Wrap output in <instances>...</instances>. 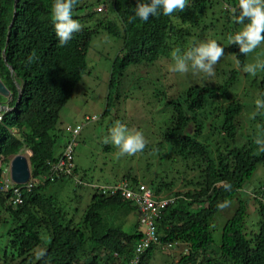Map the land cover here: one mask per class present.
<instances>
[{
    "label": "trees",
    "instance_id": "16d2710c",
    "mask_svg": "<svg viewBox=\"0 0 264 264\" xmlns=\"http://www.w3.org/2000/svg\"><path fill=\"white\" fill-rule=\"evenodd\" d=\"M53 2L18 0L15 7V0H0V78L14 96L12 105L20 95L17 84H25L17 109L6 113L0 124V148L7 144L16 152L22 146L20 139L9 141L7 136L10 128L18 129L34 154L35 175L46 174L25 194L21 208L5 206L0 197V225L10 226L0 233V244L14 249L4 264L25 254L26 263H31L37 246L45 251L34 264H131L135 259L137 264H155L158 257L159 264H264L262 199H256L261 218L256 229L247 227L250 206L242 201L220 240L215 239L212 226L220 211L218 203L235 199L264 166V152L255 143L258 135L264 136V109L257 110L255 105L256 99H264V71L254 76L243 71V65L254 63L257 55L264 59V44L247 56L231 44L229 36L243 29L234 21L239 15L238 0H188L184 11L165 16L161 10L147 22L139 18L130 22L138 0H79L73 18L80 21L82 30L64 46H58ZM100 33L106 34L117 52L107 103L100 115L81 116L86 125L74 137L68 130L72 123L63 131L60 128L61 112L74 97L84 99L92 93L91 86L85 85L87 79L100 81L87 70L93 38ZM207 39L221 43L225 55L215 66L214 76L189 72L191 84L186 85L170 71L171 54ZM33 53L35 58L30 61ZM106 55L102 58H111L112 53ZM237 60L239 67L232 64ZM5 100L0 95V103ZM131 102L143 108L150 105V119L131 116L134 111L130 109V114L121 112L119 107L123 104L127 109ZM93 115L98 118L92 119ZM115 121L143 132L147 146L139 153L156 155V178L165 191L176 189L185 197L158 221L159 244L141 254L136 244L145 236L138 218L131 229L126 227L136 213L130 202L120 195L94 194L86 208L80 207L84 202V195L78 194L81 183L98 184L94 175L98 169L104 171L109 165L119 169L115 159L119 150L104 143ZM72 144L74 174L79 180L70 181L75 190L70 203L64 205L52 192L48 194L50 186L58 185L65 175L54 174L51 166L59 161L57 151L63 154ZM85 147L87 156L79 159ZM89 162L93 168H84ZM153 166L148 163L144 174H151ZM135 168H125L120 175L111 169L118 177L111 184L128 180L134 188L146 177ZM225 183L232 185L231 191L225 190ZM174 242L181 245L169 249L167 245ZM180 247H187L188 253L178 254Z\"/></svg>",
    "mask_w": 264,
    "mask_h": 264
},
{
    "label": "clouds",
    "instance_id": "9594fccd",
    "mask_svg": "<svg viewBox=\"0 0 264 264\" xmlns=\"http://www.w3.org/2000/svg\"><path fill=\"white\" fill-rule=\"evenodd\" d=\"M78 2L79 0H54L51 6L53 25L55 28V34L58 38V46L66 45L73 38L74 33L82 30L80 21L73 18V9L78 4ZM238 3L239 15L234 17V21L237 24L243 25V29L237 32L234 36H229V40L231 41V44L238 46L240 55L247 56L264 44V0H238ZM187 6L188 0H138L137 6L135 8V15L130 17V22L136 20L137 18H139L141 21L147 22L150 17L159 15L161 10L163 15L171 16L176 11H184ZM97 12H102V9L100 8L99 10V8H97ZM245 21H247V23H245ZM8 34H10V32ZM171 55L173 60V64L170 67L171 72L179 74H187L191 72L193 75H199L202 73L211 77L215 75V66L225 55V49L216 39H207L198 44H194V46L183 52H181V49L177 48L172 52ZM3 56L5 58V55ZM34 58L35 53L29 57V60L31 61ZM232 64L239 67L238 60L237 62H232ZM8 66L11 68L12 72H14L12 67L10 65ZM87 70L90 72L89 64ZM243 71L253 76L256 75L258 71H264V59H261L259 56H257L254 63H247L243 65ZM90 74L92 73L90 72ZM3 84L9 94L4 95L0 93V95L6 99L3 103H0V124L3 122L6 113L17 109V105L21 101V95L25 85L17 84L20 95L16 104L12 105L14 96L4 82ZM106 84L107 82H105V85ZM107 87L108 86H106V93ZM255 105L257 110L264 109V99H256ZM97 118L98 116L96 115L92 116V119ZM85 125V122H81L80 124L72 123L69 125L68 130L73 134L74 137H77ZM60 128L62 131L65 129V127L61 126ZM8 132L9 133L7 136L9 137V141H13L14 139L18 138L21 140L22 146L16 152L10 151L7 144L6 148H0V197L3 199L5 206H11L14 209H19L25 202V194L32 192L34 185L36 186L41 182V180L45 179L46 174L39 173V176L35 175L33 170L35 167H33L32 163L34 154L30 149H28L24 139L21 138L20 131L16 128H10ZM104 143H111L116 146V148L119 150L117 153L118 156H134L135 154L142 152L147 146V141L141 130L130 129L126 124L120 121H115L109 131V136L105 137ZM255 143L259 146V151L264 152V136L258 135ZM73 146H75V144L67 146L63 154L57 156L59 161L51 166L54 174L60 175V173H63L65 174L64 176H66H63L61 179H59L60 182L58 185L55 184V187L66 185L68 180L69 182L72 180L77 182L79 180V177L74 174V170L76 168L75 163L73 162L71 151ZM19 158H22L23 160H20ZM15 161L16 165H14ZM48 164L50 165V162H48ZM150 164H153V162H150ZM132 167L137 168L138 166L136 165L135 167ZM25 169H28L29 177H26L27 179L23 182H16L13 179L14 172H21L23 174ZM139 175H146V177L143 181H140L134 185V188L130 186L128 180H123L117 184H110L108 186L95 183L92 184L89 182H83L81 184L83 188L90 187L94 190L95 194L100 196L113 197L120 195L125 201L130 202L131 205L136 208V213L133 216L131 215L130 218H138L140 222V230L145 236L146 227L142 223L144 213H142L140 210L141 207L136 200L138 196H142L144 191L147 190L153 193L154 199L157 201V205L164 202L167 203L166 208L160 209V214L155 219L156 229L158 226V221L166 216L165 211L175 204L179 198L185 197L183 193H180L176 189L172 192L165 191V186H163L160 183V180L156 178L155 173L144 174L143 171V173H139ZM224 187L226 191L232 190L231 184L225 183ZM59 189L61 190L62 187H59ZM129 193L135 196L128 197L127 194ZM48 194H50V191ZM53 195L59 198L58 194ZM19 198L21 199L20 203L17 202V199ZM253 198L255 200L259 199L256 195H253ZM228 206H230V201L228 200L218 203L217 205L219 210H223ZM80 207L83 210V204H81ZM128 222H130V219ZM9 227L10 226H8V228ZM17 228V225H15V229ZM19 229H21V232H24V229L21 226ZM157 236L159 238L158 233ZM139 244L140 241L136 244V252ZM158 244L159 240L157 243H151L146 250L151 248V246ZM173 244L174 245L169 243L167 247L170 249L171 246L179 247L181 245V243L178 242H174ZM6 246V244L3 246L0 245V264H4V262L10 260L14 254V249L12 251L10 249L7 250ZM44 251L45 248L42 246H37L34 250V254H32L31 259H33V261L31 263H26L28 254H25L23 257H21V259H19V257H14L12 262L9 264H34L42 258L41 254L44 253ZM180 252L183 254L188 253L187 247H180ZM6 255H8L9 258H6ZM135 260L131 261V264H135Z\"/></svg>",
    "mask_w": 264,
    "mask_h": 264
},
{
    "label": "rangeland",
    "instance_id": "374dc122",
    "mask_svg": "<svg viewBox=\"0 0 264 264\" xmlns=\"http://www.w3.org/2000/svg\"><path fill=\"white\" fill-rule=\"evenodd\" d=\"M106 34L100 33L99 36H96L93 38L91 49L88 55V64H89V70L92 73V76L95 80L100 81H92L90 79H87L89 81L85 82L86 86H91L90 92L87 96L82 98L74 97L67 106L63 109L61 112V119L59 122V125L61 127H65L66 124L74 123L75 121H83L84 119L81 118L82 115L88 113V114H98L100 115L104 111V107L106 106L105 96H106V86H108L111 76V70L113 66V61L115 57L117 56L116 49H113L112 41L109 40L106 36ZM112 53L110 56L111 58H102L103 56H107L106 54ZM260 57V55H257ZM177 78L183 80V83L186 85H190L189 83V75L188 74H179L177 73ZM184 76V77H183ZM88 78V77H87ZM126 78H132V76L127 75ZM105 82L107 84L105 85ZM84 86V88H86ZM81 92H79L80 94ZM85 93V92H84ZM82 97V96H81ZM81 99V100H79ZM150 105L146 106L145 108L142 107V105H135L133 102L129 103L126 106L122 104L121 112H129V109L134 111L133 113L129 114L131 116H137L142 117L145 116L147 119L144 121H147L150 119V115L148 113ZM76 115H79V118L76 117ZM78 119V120H75ZM75 120V121H73ZM153 143V142H151ZM61 150L57 151V155H60ZM87 156V150L86 147L80 150V153L78 155L79 159H82L84 156ZM117 161H119V169L114 168L112 165H109V168H105L104 171H98L94 172L96 182L98 184L102 185H110L111 183H114L117 181L118 177L116 174H114L111 169H114L117 174H121L125 168L132 167V166H138V173L142 174L145 170V167L148 163L153 162L154 166L151 168V173L155 172V169H157V156L151 153H137L134 156H117L115 158ZM84 168L89 169L93 168V165L91 162L84 163ZM82 165V166H83ZM59 187H62L60 190ZM50 192H53V194H58L59 199L61 203L64 205L69 204L70 200L73 197V191L75 190V185L71 182L67 183L64 186H58L55 187V185L50 186L49 188ZM84 189H87L84 191ZM78 194L84 195V202H83V208H86L88 204H90L92 196L95 194L94 190L90 187L86 188H78ZM253 195H256L259 200H263L264 202V166H261L257 169V171L254 173L252 178L248 180L244 185V191H240L236 198L230 201V206L224 208L223 210H220L213 222L212 226L214 229V237L216 240H220L221 233L223 232L224 226L227 224V222L233 217V215L236 212V209L238 207V202L242 201L246 204H249L248 209V217H247V227H253V229H256L257 224L260 221V215L257 211V201L253 198ZM130 224H127V229H131L132 225L131 223H134L136 221V217H131ZM8 229V225H0V233H4V230ZM250 229V228H249ZM251 230V229H250ZM3 246L4 244H0ZM177 253H180V249L177 251ZM161 263V260H157L155 264Z\"/></svg>",
    "mask_w": 264,
    "mask_h": 264
},
{
    "label": "built area",
    "instance_id": "2783aa9c",
    "mask_svg": "<svg viewBox=\"0 0 264 264\" xmlns=\"http://www.w3.org/2000/svg\"><path fill=\"white\" fill-rule=\"evenodd\" d=\"M100 10V8H99ZM128 197H133L135 195L133 194H127ZM140 205V210L142 213H144V217L142 219V223L146 227L145 231V237L142 239L140 244L137 247V253L141 254L143 253L151 243H157L158 242V236H157V229L155 225V219L160 214V209L166 208L167 203H162L157 205V201L154 199V195L151 191H144L142 196H138L136 198ZM17 202H21V199H17ZM138 259H136L135 264L137 263Z\"/></svg>",
    "mask_w": 264,
    "mask_h": 264
},
{
    "label": "water",
    "instance_id": "95a60500",
    "mask_svg": "<svg viewBox=\"0 0 264 264\" xmlns=\"http://www.w3.org/2000/svg\"><path fill=\"white\" fill-rule=\"evenodd\" d=\"M17 3H18V0H15V7H16ZM12 25H13V21H12V24L10 25L9 29H11ZM9 35L10 34H8V40H9ZM8 40H7V44H8ZM0 93H2L4 95L9 94V92L7 91V89L5 88V86H4V84H3V82L1 80H0ZM19 159L23 160L22 158H19ZM14 165H16V161H15ZM26 177L27 178L29 177L28 169L27 170L25 169L23 174L21 172L20 173H15L14 172V174H13V179L16 182H18V183L23 182L24 180H26L27 179Z\"/></svg>",
    "mask_w": 264,
    "mask_h": 264
}]
</instances>
